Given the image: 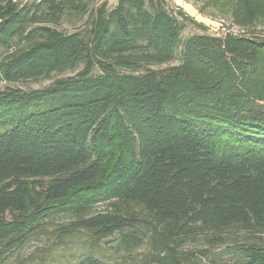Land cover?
<instances>
[{
  "label": "trees",
  "instance_id": "1",
  "mask_svg": "<svg viewBox=\"0 0 264 264\" xmlns=\"http://www.w3.org/2000/svg\"><path fill=\"white\" fill-rule=\"evenodd\" d=\"M189 23L166 0H0V264L59 216L54 245L117 234L127 257L149 244L135 264H264V36Z\"/></svg>",
  "mask_w": 264,
  "mask_h": 264
},
{
  "label": "rangeland",
  "instance_id": "2",
  "mask_svg": "<svg viewBox=\"0 0 264 264\" xmlns=\"http://www.w3.org/2000/svg\"><path fill=\"white\" fill-rule=\"evenodd\" d=\"M98 1V0H97ZM169 5L181 4L188 14L194 19L202 23L206 30L189 23L181 31V38L184 40L192 34L209 33L223 35L226 32L234 34H242L243 32L255 33L264 36V20L258 22L255 26L242 30L240 27L233 24L229 8L225 5L217 3L216 0H166ZM108 6L113 7L117 0H107ZM73 23L66 21L62 28L72 30ZM181 60V49H178L176 58L163 66L178 64ZM70 74H54L51 78L40 79L37 81H27L16 83L25 89L40 88L48 85L53 79ZM111 204L102 203L98 205L94 211L105 210ZM133 208H136L133 205ZM67 218L59 216L54 219V223L45 225L41 232L33 235L21 248L17 249L8 259L6 264H80V260L87 255H92L105 264H135V259L146 254L149 250V244L146 242L142 246L132 249L131 257H127L128 251L119 249L117 244L118 235L101 240L98 244L90 240L89 235L85 232H77L65 238L61 245L53 244V235L49 230L56 224L61 223ZM243 236V233L239 234ZM205 244L203 240H194L186 243L184 249H201ZM216 253V259L221 262L231 261L233 255L229 247H219L213 250ZM207 260V258H206Z\"/></svg>",
  "mask_w": 264,
  "mask_h": 264
},
{
  "label": "crops",
  "instance_id": "3",
  "mask_svg": "<svg viewBox=\"0 0 264 264\" xmlns=\"http://www.w3.org/2000/svg\"><path fill=\"white\" fill-rule=\"evenodd\" d=\"M179 5L181 6V4H178V6H179Z\"/></svg>",
  "mask_w": 264,
  "mask_h": 264
}]
</instances>
